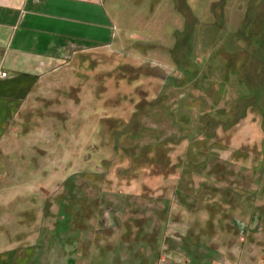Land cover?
I'll return each mask as SVG.
<instances>
[{"label":"rangeland","instance_id":"1","mask_svg":"<svg viewBox=\"0 0 264 264\" xmlns=\"http://www.w3.org/2000/svg\"><path fill=\"white\" fill-rule=\"evenodd\" d=\"M230 1L232 7L215 9L222 33L208 29L194 42L179 40L193 43L194 58H202L199 72L189 63L191 70H181L168 53L171 29L181 23L169 8L160 15L158 34L153 30L159 44L134 34L128 47L120 40L80 50L48 72L0 144V222L7 225L31 208L35 227L48 201L54 213L60 210L48 215L50 223L83 224L87 214L67 213L104 202L111 222L121 226L111 232L113 242L124 233L137 243L144 232L161 257L171 246L165 244V252L156 246V230L169 221L172 239L191 240V264L227 262L249 246L264 264V15L244 34L251 5L257 15L262 4L250 0L237 13L241 0ZM181 43L177 59L186 46ZM245 81L258 91L255 110L238 104L248 93ZM237 106L244 117L234 122ZM133 168L143 178L137 195L133 180L120 178ZM239 218L253 221L241 226ZM188 225L192 229L183 231ZM206 252L215 254L212 262ZM182 256L179 264H185Z\"/></svg>","mask_w":264,"mask_h":264},{"label":"crops","instance_id":"2","mask_svg":"<svg viewBox=\"0 0 264 264\" xmlns=\"http://www.w3.org/2000/svg\"><path fill=\"white\" fill-rule=\"evenodd\" d=\"M249 1H238L237 13ZM230 3V0H142L141 4L136 0H0V144L20 106L48 72L60 69L68 62L69 57L80 50L111 47L120 40L128 47L135 41L132 35L142 36L149 39L145 41L159 44L160 38L156 34L160 15L167 8L172 9L173 15L181 21L179 27L171 29V36L175 41L172 47L168 46L171 47L168 53L173 63L183 71L191 70L190 65L195 71H201L202 58H194L193 54L197 50L193 46H185L182 50L183 57H180V61L177 60L176 54L181 49L179 40L188 37L194 42L208 29L223 32L220 27L215 26V9L218 5L232 7ZM141 9H145L146 13L141 14ZM246 13L247 11L244 18ZM203 15L210 22H207L208 19L203 20ZM155 26L156 34L153 31ZM247 92L246 96L249 94L248 88ZM135 172V175L125 172L120 178L135 181H131V184L134 187L135 183L137 195L143 178L138 179L139 172ZM94 197L88 195L89 199ZM103 198L106 199V195ZM47 202L41 210L40 223L35 227L31 221L35 213L31 208L24 215L18 213L23 217L7 225L0 222V246H4L0 249V264H179L177 259L181 255L185 264H191L195 256L190 240L192 235L190 241L177 242L172 239L169 221L167 229V224H162L156 230L159 233L156 236L157 245L153 242L154 245L161 244L163 252L165 244L171 246L160 257L150 245L151 241L143 239L144 230H141L143 233L137 243L123 239L124 233L119 234L118 240L113 242L111 232L114 229L120 233L121 226L118 229L111 222L110 209L104 202L99 208H76L72 213H67L78 215L82 211V214H87L89 218L83 224L63 223V218L61 221L56 218L50 223L48 215H58L60 210L57 209L54 213L53 207H48ZM206 208L208 211L209 207ZM251 213L253 215L254 209ZM237 221L241 226L247 227L253 218L248 222L241 218ZM15 227L17 231L13 233ZM235 227L233 230L238 234L239 228ZM190 229L192 228L188 225L183 231ZM198 230L195 229V233ZM228 239L232 241L233 236ZM235 247L240 249L238 243ZM248 248L232 252V256L226 257L227 262H212L215 254L209 255L208 252L205 260L212 264H259L256 262V255H252V250Z\"/></svg>","mask_w":264,"mask_h":264},{"label":"trees","instance_id":"3","mask_svg":"<svg viewBox=\"0 0 264 264\" xmlns=\"http://www.w3.org/2000/svg\"><path fill=\"white\" fill-rule=\"evenodd\" d=\"M255 1H257V0H251V4H253ZM260 3L262 4L261 5V10H260V12L257 14V15H252V13H251V10H252V8H253V5H251V7H250V11H249V13H247V18H246V20H245V22L243 23V28H242V30H243V33L245 34L246 33V30H247V26H248V24L255 18V17H257V16H259L260 15V17L261 16H263L264 15V0H260ZM183 39H189L188 37L187 38H183ZM189 41V40H188ZM182 42V41H181ZM183 43V46H185V44H186V47L187 48H190L189 47V45H190V42H188V43H185V41H183L182 42ZM243 53H244V51H243ZM240 54H242V52H239V53H237V54H235V55H237V59H238V61L240 60V58H239V55ZM178 59H180V57L178 58ZM177 59V60H178ZM180 61V60H179ZM246 66H247V64H246ZM244 83H246V86H247V88H248V90H249V94L247 95V96H245V97H243V98H241L240 100H239V102H238V104L240 105H243L244 107V109L245 108H247L246 110H248V107L249 106H251L253 109L257 106V103H256V100H257V92H255V89H253V87H252V85H251V83H249L248 81H245ZM263 109V108H262ZM255 110V109H254ZM236 113L234 114V122L235 121H237V120H239L240 118H242V117H244L243 115L242 116H238L237 115V113L239 112L238 111V106H237V109H236ZM246 113V112H245ZM130 171H131V174H133V175H135L136 174V172H135V170H134V168L133 169H130Z\"/></svg>","mask_w":264,"mask_h":264}]
</instances>
